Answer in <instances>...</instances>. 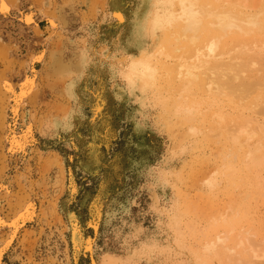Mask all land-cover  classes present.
Listing matches in <instances>:
<instances>
[{
  "label": "rangeland",
  "instance_id": "rangeland-1",
  "mask_svg": "<svg viewBox=\"0 0 264 264\" xmlns=\"http://www.w3.org/2000/svg\"><path fill=\"white\" fill-rule=\"evenodd\" d=\"M5 2L0 219L33 205L15 234L0 226V264H195L218 236L233 243L250 232L263 245L264 165L228 157L223 174L230 145L215 136L220 109L232 121L258 113L247 103H214L185 122L165 87L143 78V62L157 67L172 51L185 53L177 0ZM27 77L35 88L21 98Z\"/></svg>",
  "mask_w": 264,
  "mask_h": 264
},
{
  "label": "bare ground",
  "instance_id": "bare-ground-1",
  "mask_svg": "<svg viewBox=\"0 0 264 264\" xmlns=\"http://www.w3.org/2000/svg\"><path fill=\"white\" fill-rule=\"evenodd\" d=\"M2 2L3 11L9 10L7 1ZM177 6L178 41L185 53L177 56L172 51L173 60L157 67L143 62L144 80L150 83L155 79L154 85L165 87L168 103L174 112L185 114V122L193 120L187 113L198 112L203 105L229 102L250 105L249 109L259 116L238 115L232 121L229 118L232 114L226 110L217 112L219 132L215 136L219 142L226 137L228 143L225 144L230 145V153L224 155L222 173L229 168L228 157L236 161L243 154H246L244 163L247 166L264 165V0H225L223 3L218 0H177ZM113 15L119 21L124 20L121 12ZM161 75L164 85L159 83ZM22 82L18 95L25 98L35 88V80L27 77ZM4 86L8 91H15L11 82ZM191 130L193 134L195 129ZM210 182L215 183L212 179ZM32 205L25 206L26 209L23 208L25 210L10 222L0 219V226L8 224L15 234L31 216ZM237 207L238 201H231L219 216L226 221L227 215L234 213ZM235 236L238 239L235 237L233 243L228 235L204 242L202 252H197L200 255L195 258V264H215V259L220 264H264V242L263 245L256 243L249 237L252 236L250 232L245 238H241V233ZM2 251L0 249V256Z\"/></svg>",
  "mask_w": 264,
  "mask_h": 264
},
{
  "label": "snow or ice",
  "instance_id": "snow-or-ice-1",
  "mask_svg": "<svg viewBox=\"0 0 264 264\" xmlns=\"http://www.w3.org/2000/svg\"><path fill=\"white\" fill-rule=\"evenodd\" d=\"M25 19H26V22H29V23L34 22L31 15H27ZM40 59H42V57L38 55L37 60H40ZM76 191H78V189ZM91 244H92L91 238L85 237V247H88L90 249Z\"/></svg>",
  "mask_w": 264,
  "mask_h": 264
}]
</instances>
